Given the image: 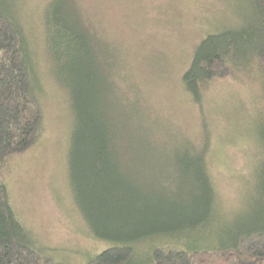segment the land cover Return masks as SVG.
<instances>
[{"label":"rangeland","instance_id":"374dc122","mask_svg":"<svg viewBox=\"0 0 264 264\" xmlns=\"http://www.w3.org/2000/svg\"><path fill=\"white\" fill-rule=\"evenodd\" d=\"M50 1L12 0L42 122L38 140L5 160L0 178L36 247L61 264H87L113 243L90 235L70 186L67 154L73 115L68 89L58 79L64 73H57L48 51L44 13ZM66 1L78 9L106 78L102 95L115 121L120 170L150 194L170 195L169 189L178 188L184 195L186 169L176 158L185 154L186 141L205 146V170L214 191L211 217L180 233L185 237H176L178 247H204L207 237L220 242L237 233L259 212L264 73L245 55L236 73L207 87L201 103L193 101L181 76L200 40L240 24L237 15L248 13L245 5L233 0ZM173 239L139 243L143 253L137 263L143 264L154 246Z\"/></svg>","mask_w":264,"mask_h":264},{"label":"trees","instance_id":"16d2710c","mask_svg":"<svg viewBox=\"0 0 264 264\" xmlns=\"http://www.w3.org/2000/svg\"><path fill=\"white\" fill-rule=\"evenodd\" d=\"M233 2L244 4L248 13L243 18L237 15L240 24L203 37L182 73L181 82L195 102L201 103L215 79L236 73L245 55L264 73V0ZM11 8L12 0H0V171L5 160L35 144L42 122L26 42ZM44 21L49 54L56 60L57 73L63 71L64 77L58 79L70 95L73 124L67 162L73 196L90 235L113 243L87 264H138L137 255L143 253L139 243L155 237H185L180 233L210 219L214 191L205 170V146L186 141L185 154L176 158L186 169L184 195L178 188L169 189L170 195L150 194L128 179L119 167L115 121L102 95L106 78L78 9L66 0H51ZM260 121L264 128V119ZM258 175L259 212L237 233L220 242L207 237L204 247L179 248L176 238L154 246L143 264H264V165ZM28 234L0 178V264H61L36 247Z\"/></svg>","mask_w":264,"mask_h":264}]
</instances>
